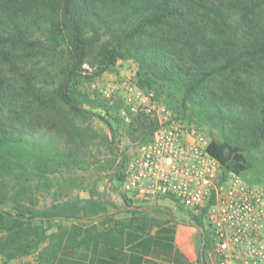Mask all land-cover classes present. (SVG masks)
<instances>
[{
    "label": "trees",
    "instance_id": "16d2710c",
    "mask_svg": "<svg viewBox=\"0 0 264 264\" xmlns=\"http://www.w3.org/2000/svg\"><path fill=\"white\" fill-rule=\"evenodd\" d=\"M44 56L61 58L51 88L39 84L40 71L49 73L39 64ZM119 59H133L137 85L153 90L177 117L220 129L222 138H211L208 150L224 168L241 174L253 168L244 151L264 154V0H0V255L6 260L48 240L38 263L53 264L59 250L84 246L90 236L71 225L51 239L50 220L82 224L106 214L94 191L44 208L35 191H49L50 175L78 161L75 140L87 147L93 135L75 120L96 115L82 107L81 79L101 76ZM84 63L91 75H82ZM129 123L142 141L155 128L140 114ZM123 162L114 174L120 183ZM249 179L264 183V169ZM192 220L203 227L201 215ZM203 238L205 253L204 230Z\"/></svg>",
    "mask_w": 264,
    "mask_h": 264
},
{
    "label": "built area",
    "instance_id": "2783aa9c",
    "mask_svg": "<svg viewBox=\"0 0 264 264\" xmlns=\"http://www.w3.org/2000/svg\"><path fill=\"white\" fill-rule=\"evenodd\" d=\"M89 66L84 63L82 67ZM111 98L118 84H91ZM126 121L143 115L155 123L127 159L121 187L132 201L170 198L196 215L208 230L207 264H264V183L226 169L208 150L201 126L186 123L135 80L122 86Z\"/></svg>",
    "mask_w": 264,
    "mask_h": 264
},
{
    "label": "rangeland",
    "instance_id": "374dc122",
    "mask_svg": "<svg viewBox=\"0 0 264 264\" xmlns=\"http://www.w3.org/2000/svg\"><path fill=\"white\" fill-rule=\"evenodd\" d=\"M57 56H50V58L46 56L41 57L39 64L42 67L47 66L46 70L49 73L41 77V74L46 71H40L41 74L40 77H38L40 79V85L47 84V88H51L59 81L58 76L60 70L58 64L61 61V58H57ZM54 63L57 64L51 65ZM89 68L90 69H87L86 66L82 67L83 76L91 75L93 68ZM136 70L137 63L133 59H119L113 69L104 72L101 76H94L91 79H81V88L87 95V100L83 102L82 107L96 115H91L88 119L76 117L75 120L81 127L89 126L90 131H87L86 133L93 135L85 140L88 145L87 147L81 143L79 138L75 140L73 146L76 147L75 153H77L79 157L78 161L71 168H65L64 170L57 171L50 175L53 184L49 191L45 189L35 191V197L38 198L37 207L44 208L52 202H61L68 198H74L75 196L85 199L89 197V192L94 191L93 198L101 201L107 209L106 214H102L100 217L101 219L98 220H113L114 213H111V211L120 212L119 208L121 206L119 203L122 204L124 201L122 195V192L124 193V191L121 187L120 181L116 179L114 174L120 166L122 158H124L123 164L125 165L126 160L133 152L134 146L139 141H142L143 135L140 129H137L135 126L132 128L129 121H126L122 116V111L127 110V107L122 98L121 88L128 79L135 80ZM92 83L109 85L118 84L119 89H116L114 95L107 99L98 94L96 90H92ZM106 110H108L110 117L107 115ZM106 119L112 123L115 130L114 134L111 130L112 127H109L106 123ZM192 123L201 126L209 139L213 138L220 140L222 138L219 128L211 127L206 122ZM43 127V131L47 132L44 124ZM49 135L56 138V135L53 132L49 133ZM244 154L253 164V168L243 171L240 175L244 179H249L259 172V170L264 169V154L261 149H251L249 152L244 151ZM249 181L251 183H259L251 181L250 179ZM150 202L153 201L148 200L146 204H149ZM172 202L174 203V201ZM174 206L178 212L177 215L180 217L181 214V219L187 217L191 219L194 215L192 212L184 209L176 203ZM157 207L165 210L164 205H157ZM148 213L149 212L142 211L141 207L137 210L135 209L136 218L138 215L146 216ZM49 223L50 227L47 230V233L50 235L51 239L60 234L62 229L69 230L71 225H78L86 230L91 228L88 221L81 224V221L78 220L58 219L50 220ZM204 233L208 235V230L204 229ZM47 242L48 240L28 255L19 256L9 260H6L0 255V264H40L38 263V259L40 260L39 253L43 252V247ZM41 264H44L43 260L41 261Z\"/></svg>",
    "mask_w": 264,
    "mask_h": 264
},
{
    "label": "crops",
    "instance_id": "0c3cea01",
    "mask_svg": "<svg viewBox=\"0 0 264 264\" xmlns=\"http://www.w3.org/2000/svg\"><path fill=\"white\" fill-rule=\"evenodd\" d=\"M148 200L119 203L120 212L111 211L113 220H86L88 242L59 250L53 264H207L203 227L181 219L170 198ZM137 207L149 212L148 220H136Z\"/></svg>",
    "mask_w": 264,
    "mask_h": 264
}]
</instances>
